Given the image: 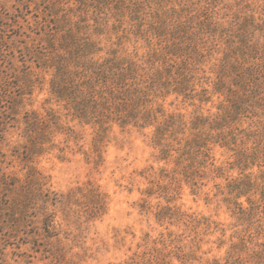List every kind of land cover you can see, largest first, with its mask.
<instances>
[{
    "label": "trees",
    "instance_id": "trees-1",
    "mask_svg": "<svg viewBox=\"0 0 264 264\" xmlns=\"http://www.w3.org/2000/svg\"><path fill=\"white\" fill-rule=\"evenodd\" d=\"M234 1L242 7L226 24L213 15L220 0L34 2L41 43L30 58L35 67L49 72V93L65 115L93 129V152L100 154L113 125L150 132L156 161L162 166L147 169L150 186L142 194L149 198L155 190L164 193L167 204L157 205L155 221L174 218L193 234L184 244L181 234L170 239L168 233L166 246L175 243L174 250L156 257L154 264H171L169 254L179 264H264V17L255 16L264 0ZM113 34L116 41L106 47ZM130 36L135 43H144L143 54L136 47L131 52L122 47L121 41ZM168 96L197 101L190 104L196 108L193 115L166 112L163 101ZM213 97L215 111H199ZM32 117L28 126L42 129L38 136L57 132L66 140L74 138L73 130L63 128L52 108L46 121ZM216 147L228 156L226 161L217 163ZM234 170L235 177L229 174ZM27 178L17 206L25 214L37 200L46 231L56 236V216L45 212L47 205L64 206L61 213L68 218L75 210L70 207L73 203L68 204L73 191L53 193L43 190L35 174ZM203 180L214 182L216 195L222 196L236 220L232 228L241 226L227 238L220 222L170 205L180 196L182 184L195 195ZM32 183L39 189H31ZM88 186L82 194L85 221L103 216L108 204L104 192ZM139 208L151 212L146 200ZM216 233L214 241L204 243L215 244L224 255L203 261L198 254L203 237Z\"/></svg>",
    "mask_w": 264,
    "mask_h": 264
},
{
    "label": "rangeland",
    "instance_id": "rangeland-1",
    "mask_svg": "<svg viewBox=\"0 0 264 264\" xmlns=\"http://www.w3.org/2000/svg\"><path fill=\"white\" fill-rule=\"evenodd\" d=\"M35 1L39 0H0V264H154L156 257L174 250L175 243L166 246L168 233H171L170 239L181 234L184 244L190 242L193 234L174 218L165 217L161 223L155 221L157 205L167 204L164 193L155 190L157 193L149 198L142 194L150 186L145 179L147 169L152 166L156 171L162 166V162L156 161L157 150L151 145L150 132L113 125L100 154L93 152V129L80 126L77 120L65 115L66 111L49 93V72L35 67L30 58L41 43ZM241 7L234 0H220L213 8V15L226 24ZM255 16L264 17V7L255 9ZM115 41L113 34L106 47ZM121 45L127 52L134 47L139 54L146 51L144 43H135L132 36L129 40L123 39ZM192 103L168 96L163 107L166 112H179L190 118L196 109ZM216 103L217 98L213 97V102L201 104L199 111L214 112ZM50 108L60 116L64 129L73 130L74 138L66 140L63 133L57 132L41 137L38 132L42 129L28 126L33 114L46 121ZM32 136L38 138L36 144L30 139ZM213 155L217 163L228 157L217 147ZM29 173L38 177L43 190L63 195L73 191L68 204L73 203L69 205L75 210L68 218L63 219L61 208L64 206L47 205L45 212H54L56 216L53 232L56 236L46 231L42 223L44 212L37 200L25 214L17 206L16 200L22 194V186L28 183ZM229 174L235 177L237 171ZM215 182L224 184L223 179ZM213 183L203 180L204 186L195 195L191 194L190 187L182 184L180 196L170 205L184 213L220 222L227 238L233 229L241 226L232 228L236 220L222 196L216 195ZM88 184L98 187L108 199L106 213L91 221H85L81 213L82 194ZM30 188L35 190L38 186L32 183ZM65 200L68 199L65 197ZM143 200L150 206V213L140 211ZM218 236L219 233L203 237L198 253L203 261L223 257V249L217 251L215 244L204 243ZM169 256L171 264H179Z\"/></svg>",
    "mask_w": 264,
    "mask_h": 264
}]
</instances>
